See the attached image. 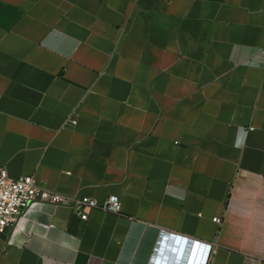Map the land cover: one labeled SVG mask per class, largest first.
Here are the masks:
<instances>
[{
  "label": "crops",
  "instance_id": "0c3cea01",
  "mask_svg": "<svg viewBox=\"0 0 264 264\" xmlns=\"http://www.w3.org/2000/svg\"><path fill=\"white\" fill-rule=\"evenodd\" d=\"M0 167L66 201L0 264H264V0H0Z\"/></svg>",
  "mask_w": 264,
  "mask_h": 264
},
{
  "label": "built area",
  "instance_id": "2783aa9c",
  "mask_svg": "<svg viewBox=\"0 0 264 264\" xmlns=\"http://www.w3.org/2000/svg\"><path fill=\"white\" fill-rule=\"evenodd\" d=\"M36 200H45L55 205L66 203L65 199L59 194L50 193L40 187L34 177L28 176L20 179H13L5 168L0 167V233H4L8 227L17 225L21 217ZM71 207L75 211V214L83 221L88 220V211L93 209H100L114 214H120L122 210L121 201L117 196L109 197L103 204L93 199H75ZM76 207L78 208L76 209ZM173 237H176L178 240H174ZM168 240L174 241L177 246L182 244L181 240L187 241V243L184 244L186 255L184 258L179 259L178 264H187L188 257H192V255V263L195 264V262L198 261L201 251L205 253L203 258L204 264L208 263L212 252V246H204L183 237L165 234L161 237L157 252L160 249V245L164 242L168 243ZM157 264L160 263L157 262Z\"/></svg>",
  "mask_w": 264,
  "mask_h": 264
},
{
  "label": "water",
  "instance_id": "95a60500",
  "mask_svg": "<svg viewBox=\"0 0 264 264\" xmlns=\"http://www.w3.org/2000/svg\"><path fill=\"white\" fill-rule=\"evenodd\" d=\"M174 240H178L176 237ZM182 244L176 246L175 243H162L160 245V249L158 250V254L162 253L163 257L160 260H155V264H178L180 258H184L186 255V250L184 249V244L187 243L186 240H181ZM165 246V247H164Z\"/></svg>",
  "mask_w": 264,
  "mask_h": 264
}]
</instances>
